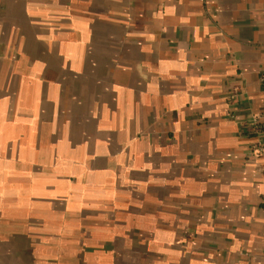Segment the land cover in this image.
Listing matches in <instances>:
<instances>
[{
	"label": "crops",
	"instance_id": "0c3cea01",
	"mask_svg": "<svg viewBox=\"0 0 264 264\" xmlns=\"http://www.w3.org/2000/svg\"><path fill=\"white\" fill-rule=\"evenodd\" d=\"M263 112L264 0H0V264H264Z\"/></svg>",
	"mask_w": 264,
	"mask_h": 264
},
{
	"label": "built area",
	"instance_id": "2783aa9c",
	"mask_svg": "<svg viewBox=\"0 0 264 264\" xmlns=\"http://www.w3.org/2000/svg\"><path fill=\"white\" fill-rule=\"evenodd\" d=\"M248 125L250 132L256 139L252 154L256 158L264 159V112L252 115L248 121Z\"/></svg>",
	"mask_w": 264,
	"mask_h": 264
},
{
	"label": "rangeland",
	"instance_id": "374dc122",
	"mask_svg": "<svg viewBox=\"0 0 264 264\" xmlns=\"http://www.w3.org/2000/svg\"><path fill=\"white\" fill-rule=\"evenodd\" d=\"M69 168H67V170H68ZM72 170V169H71ZM71 174V173H73V171H68V174ZM38 215V214H37ZM39 217H37V219H38V221H41V219H42V217L40 216V213H39V215H38Z\"/></svg>",
	"mask_w": 264,
	"mask_h": 264
},
{
	"label": "trees",
	"instance_id": "16d2710c",
	"mask_svg": "<svg viewBox=\"0 0 264 264\" xmlns=\"http://www.w3.org/2000/svg\"><path fill=\"white\" fill-rule=\"evenodd\" d=\"M251 133V132H250Z\"/></svg>",
	"mask_w": 264,
	"mask_h": 264
}]
</instances>
